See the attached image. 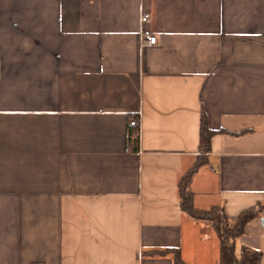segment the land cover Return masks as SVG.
Here are the masks:
<instances>
[{
	"label": "crops",
	"instance_id": "crops-1",
	"mask_svg": "<svg viewBox=\"0 0 264 264\" xmlns=\"http://www.w3.org/2000/svg\"><path fill=\"white\" fill-rule=\"evenodd\" d=\"M202 154L195 207L264 202V0H0V264H217Z\"/></svg>",
	"mask_w": 264,
	"mask_h": 264
},
{
	"label": "trees",
	"instance_id": "trees-1",
	"mask_svg": "<svg viewBox=\"0 0 264 264\" xmlns=\"http://www.w3.org/2000/svg\"><path fill=\"white\" fill-rule=\"evenodd\" d=\"M216 132H228L225 129H214L208 126L206 116L202 111L199 150L202 153L210 150L211 136ZM129 142L133 145L137 143V135L133 132L129 135ZM206 161L204 154L198 156L191 167L180 175L177 187L179 193V206L182 211L190 214L196 219H207L215 230L219 239V253L217 264H259L261 251L247 245H242L239 253L235 250V240L245 232L246 224L257 216L264 206V202L250 206L241 210L236 215H228L222 206H212L207 209H199L193 204V192L188 187L192 173ZM175 264H187L184 262L178 251L174 253Z\"/></svg>",
	"mask_w": 264,
	"mask_h": 264
},
{
	"label": "built area",
	"instance_id": "built-area-1",
	"mask_svg": "<svg viewBox=\"0 0 264 264\" xmlns=\"http://www.w3.org/2000/svg\"><path fill=\"white\" fill-rule=\"evenodd\" d=\"M148 14L146 12H142L140 15V20L141 21H146L148 20ZM156 35L148 30H141L140 34V42L142 45H151L156 42ZM140 117H141V112L138 111L135 115L131 116L129 119V124L133 125L139 130L140 126Z\"/></svg>",
	"mask_w": 264,
	"mask_h": 264
},
{
	"label": "rangeland",
	"instance_id": "rangeland-1",
	"mask_svg": "<svg viewBox=\"0 0 264 264\" xmlns=\"http://www.w3.org/2000/svg\"><path fill=\"white\" fill-rule=\"evenodd\" d=\"M211 222V221H210Z\"/></svg>",
	"mask_w": 264,
	"mask_h": 264
}]
</instances>
